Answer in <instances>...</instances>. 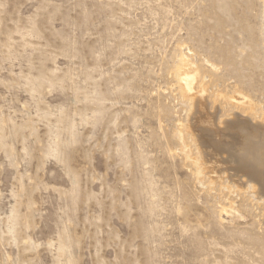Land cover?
<instances>
[{"label":"rangeland","instance_id":"374dc122","mask_svg":"<svg viewBox=\"0 0 264 264\" xmlns=\"http://www.w3.org/2000/svg\"><path fill=\"white\" fill-rule=\"evenodd\" d=\"M200 103L264 127V0H0V264H264Z\"/></svg>","mask_w":264,"mask_h":264},{"label":"bare ground","instance_id":"6f19581e","mask_svg":"<svg viewBox=\"0 0 264 264\" xmlns=\"http://www.w3.org/2000/svg\"><path fill=\"white\" fill-rule=\"evenodd\" d=\"M180 60L181 67L184 68L182 70L183 79L188 76L185 81L188 88L185 89L192 92V84L195 78L191 75V62L184 55ZM244 101L251 103L246 97ZM203 107L204 104L200 103L198 106L200 114L199 116L196 115L194 122L192 121V128L190 127L191 131L188 132L193 134L192 131L197 130L199 136H202L200 137L203 145L207 148L209 163L221 170L222 168L227 169L235 177L247 178L251 187L255 189V186L259 187L260 196L264 197V127L251 126L252 123L248 125L245 121L233 120L227 122L225 128L219 126L220 129L216 131V128L215 130L211 128L212 119L207 116L208 114L205 115L202 111ZM210 117L212 116L210 115ZM222 153L227 154L226 158L222 157Z\"/></svg>","mask_w":264,"mask_h":264}]
</instances>
